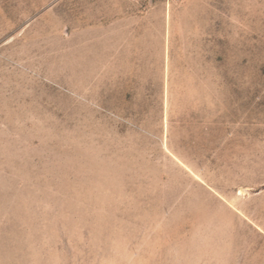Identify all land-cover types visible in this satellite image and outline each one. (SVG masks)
I'll use <instances>...</instances> for the list:
<instances>
[{"label":"rangeland","instance_id":"rangeland-1","mask_svg":"<svg viewBox=\"0 0 264 264\" xmlns=\"http://www.w3.org/2000/svg\"><path fill=\"white\" fill-rule=\"evenodd\" d=\"M0 264H264V0H0Z\"/></svg>","mask_w":264,"mask_h":264}]
</instances>
